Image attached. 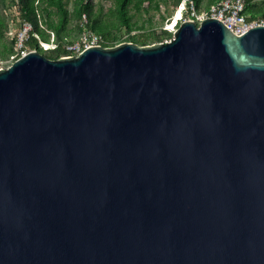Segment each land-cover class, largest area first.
Instances as JSON below:
<instances>
[{"label": "water", "instance_id": "water-1", "mask_svg": "<svg viewBox=\"0 0 264 264\" xmlns=\"http://www.w3.org/2000/svg\"><path fill=\"white\" fill-rule=\"evenodd\" d=\"M0 264H264V25L1 67Z\"/></svg>", "mask_w": 264, "mask_h": 264}, {"label": "trees", "instance_id": "trees-1", "mask_svg": "<svg viewBox=\"0 0 264 264\" xmlns=\"http://www.w3.org/2000/svg\"><path fill=\"white\" fill-rule=\"evenodd\" d=\"M15 3L20 14L14 24L21 28L24 21L33 26L25 49H36L51 59L74 54L67 45L75 42L84 29L101 34L103 46H114L123 41L147 45L173 38V31L162 25L159 28H147L140 24L137 15L154 8L161 9L162 4L173 11L181 0H111L107 15L103 7H97L94 0H0V66L17 53L16 39L10 34L12 23L7 3ZM199 12L206 11L221 0H193ZM245 14L249 19L264 16V0H246ZM72 4V7L70 5ZM84 15L87 22L84 21ZM126 32V35L124 34ZM126 38V39H125ZM40 41L49 43L45 49ZM20 57V54L14 60ZM13 60V61H14Z\"/></svg>", "mask_w": 264, "mask_h": 264}, {"label": "built area", "instance_id": "built-area-1", "mask_svg": "<svg viewBox=\"0 0 264 264\" xmlns=\"http://www.w3.org/2000/svg\"><path fill=\"white\" fill-rule=\"evenodd\" d=\"M7 6L11 18L10 22L12 23V32L15 18L19 16L20 11L18 5L13 2L11 3L8 1ZM246 7V0H221L206 11L199 12L193 0H181L174 13L165 22L164 27L170 31H174L182 21L193 20L199 25L204 18L214 17L221 20L233 33L242 35L254 26L264 25V16L259 15L253 19H249L245 14ZM84 21L87 22V17L85 15ZM32 31L33 26L28 21H24L21 28L14 29L12 37L16 39L15 48L17 53L11 57L10 63H12L19 54L22 56L30 51V49H25V42L29 39ZM102 42L103 36L101 34L86 28L83 30L78 40L67 45V49L73 52L74 55H77L88 47L102 45ZM40 44L45 49L50 46L49 43L43 41H40ZM1 67L7 66H0V68Z\"/></svg>", "mask_w": 264, "mask_h": 264}, {"label": "rangeland", "instance_id": "rangeland-1", "mask_svg": "<svg viewBox=\"0 0 264 264\" xmlns=\"http://www.w3.org/2000/svg\"><path fill=\"white\" fill-rule=\"evenodd\" d=\"M94 1L96 3L97 7H103L104 8V14L107 15V13L109 12V9L111 7V0H94ZM70 7H72V4L70 5ZM174 11L171 7L167 9V7L162 4L160 10L151 8V9H149V11H143L142 14H138L137 18H138L140 24L145 23L147 28H149V27L159 28L165 24L167 19L169 17H171V15L174 13ZM16 28H17V26H16V24H14L13 25V31L11 32V36L13 35L14 29H16ZM124 34L126 35L125 31H124ZM5 64L8 66L11 63L8 61Z\"/></svg>", "mask_w": 264, "mask_h": 264}]
</instances>
